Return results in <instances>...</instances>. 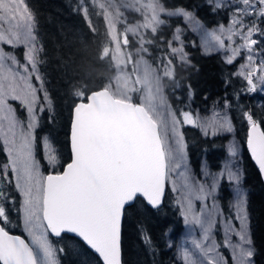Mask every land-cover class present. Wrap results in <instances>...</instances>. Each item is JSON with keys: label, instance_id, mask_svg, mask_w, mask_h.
I'll use <instances>...</instances> for the list:
<instances>
[{"label": "snow or ice", "instance_id": "snow-or-ice-1", "mask_svg": "<svg viewBox=\"0 0 264 264\" xmlns=\"http://www.w3.org/2000/svg\"><path fill=\"white\" fill-rule=\"evenodd\" d=\"M227 3L228 10L233 11L226 33L228 43L215 33L211 34V39L223 50L229 65L246 55L247 62L236 73L246 81L243 91H264V0H240L236 5L227 0ZM151 4L154 11L157 7L161 10L156 18L160 26L165 23L164 14L183 17L194 29L199 28L192 13L186 9L169 11L161 0H151ZM0 23L7 25L0 28V138L7 153L2 171L10 187L14 181L19 197H4L7 203L0 206V264H63L62 260H57V255L66 249L62 246L54 251L56 243L75 245L82 253L80 264H123L124 219L129 212H137L138 205L158 210L169 184L171 191L178 193L176 211L183 217L184 224L196 225L202 230L201 239L192 241L195 252L190 255L184 251L180 264H255L245 193L239 187V171L225 165L220 175L204 172L206 177L210 176V183L207 179L199 181L188 169L185 137L181 131L183 126H197L198 123L206 136L209 128L212 136L220 130L231 131L227 111L210 123L198 122L185 108L174 111L163 101L158 105L156 98L151 97L142 108V128L135 152L130 157H120L105 141L97 124L93 113L96 98L79 93L73 102L70 120V162L62 173L53 167L51 172L44 174L40 162L34 157V132L37 110L45 111L38 103L51 106V98L37 67L39 49L35 46L37 37L33 34V15L26 0H0ZM153 31L159 29L153 27ZM179 31L177 28V34ZM237 37L242 43L235 42ZM4 45L9 48L5 49ZM19 45L26 47V64L14 54ZM168 46L171 63L173 56L187 63L186 51L178 35L168 41ZM6 60L10 64H6ZM151 68L146 66L143 70L144 80L150 87L154 86ZM32 77L39 82V87L34 86ZM40 92L44 93L42 102H38ZM11 101H18L26 109V126L18 119ZM231 107V102L225 100V110ZM241 113L248 124L247 149L259 173L264 176V131L261 130L264 122L258 123L250 110L242 109ZM48 139L47 136L44 138L43 147L49 162L54 165L57 157L47 151ZM102 153L108 154L111 162L104 165L95 163ZM230 154L236 156L235 146L230 149ZM225 171L229 183L236 185L233 207L239 228L234 226L232 219L216 210V201L220 199L218 185ZM176 176L184 181L179 189ZM209 199L211 207L207 204ZM193 200L200 202L199 211L194 208ZM8 205L15 211L17 220L22 222L30 242L10 234L8 226L12 219ZM218 225L223 227L222 242L213 235ZM170 230L169 225L164 232ZM233 237L238 238L239 243H234ZM168 245L175 246L171 241ZM225 249L232 252L230 260L221 255Z\"/></svg>", "mask_w": 264, "mask_h": 264}, {"label": "trees", "instance_id": "trees-1", "mask_svg": "<svg viewBox=\"0 0 264 264\" xmlns=\"http://www.w3.org/2000/svg\"><path fill=\"white\" fill-rule=\"evenodd\" d=\"M80 3V0H26L33 15L34 32L40 47L37 66L44 77L53 109V114L46 108L43 112L38 110V123L34 132V157L40 162L44 174L51 169L44 157L42 137L47 136L53 143L61 169L70 160L69 125L76 95L108 87L114 71L112 64L103 56L108 34L101 11L90 3H84L87 11L84 15ZM161 4L169 11L176 8L186 9L204 27H212L219 17L207 0H161ZM138 18L135 11L126 12L127 22H134ZM163 18L165 23L157 27L159 31L147 30L144 33L145 54L150 60H155L160 53H165L174 30L180 29L190 68L185 75L178 72L177 77L185 81L192 94L188 97L182 95L177 107L180 102H185L195 112L202 102H231L232 107L228 111L234 126L232 134L240 141L243 185L249 190L246 211L254 246L252 259L255 264H264V186L245 146L248 124L241 113L242 109L250 110L258 123L264 122V102L261 94L258 91L248 93L242 90L246 81L233 75L238 66L235 62L229 65L219 53L203 54L196 43L195 46L191 45L181 17ZM14 51L18 60L23 61V47L19 45ZM129 98L134 103H139L135 96ZM168 98L170 102L177 101L171 94ZM13 104L17 114L24 116L23 110L16 103ZM185 128L187 152L194 172L199 170L197 162L202 155L208 161L206 166L211 170L217 169L228 135L209 138L194 129ZM261 130L264 131V123ZM5 158L6 153L0 138V164L5 162ZM196 178L199 179L200 174ZM1 181L5 189L10 191V196L19 198L13 187L9 186V181ZM229 194L223 182L218 202L225 216L232 215ZM8 208L14 225L13 228H8L9 232L25 237L20 230V221L17 220L15 211L11 210L10 205ZM169 225L171 230L165 233L164 230ZM184 229L183 218L169 203L168 195L158 210L138 205V211L129 212L122 224L123 264H180L175 250ZM168 241L175 246L169 247ZM54 246L56 249L62 246L66 249V252L58 254V260H62L63 264H80L82 253L75 245L56 243ZM88 260L91 261V257Z\"/></svg>", "mask_w": 264, "mask_h": 264}, {"label": "rangeland", "instance_id": "rangeland-1", "mask_svg": "<svg viewBox=\"0 0 264 264\" xmlns=\"http://www.w3.org/2000/svg\"><path fill=\"white\" fill-rule=\"evenodd\" d=\"M80 8L83 12V14H87V11L84 9V3L88 4L90 3L91 6H96L103 16V19L105 21L106 27H107V34H108V41L106 45L103 47V56L112 64L114 71L111 74V83L107 89L112 93L114 97L125 99L132 96H135L138 99V102L141 103L143 106H146L149 102V99L151 97L156 98V102L159 105L160 101H163L164 104H168L173 108L174 111L185 108L186 110L190 111V113L193 114L194 119H196L198 122H211L213 119H220L221 116L227 111L228 120L231 122L230 114L228 110H225L224 103L219 102L217 100L210 101L208 103H201V106H199L196 111L193 112L190 110V106L185 102H180L178 107V100L182 98V95L189 96V86L185 83L183 79H180L177 77V73L181 72V74H186L188 72V69L190 68L189 62L184 63L177 57H172L173 63H171L168 59L169 56H171V50L169 49V46L167 48V51L165 53H160L155 60H150L145 54L146 48L145 43L146 40L143 38L144 33L149 30L153 31V27H158L159 24L156 23V18L161 14V10L159 7L153 10L151 0H80ZM208 4L212 6V8L217 11L216 9L219 8L220 10L217 11V14L219 17L216 18L214 21V25L212 27H204L201 25L194 17V20L199 24L198 29H194L192 24L189 23V21L185 20L183 17L182 23L184 24V27L187 30V36L189 39V42L191 45L195 46V43L198 45L201 53L203 54H212V53H219L220 56L225 60L224 52L219 48V46L212 41L211 34L215 33L216 35H220L222 38L225 39V43L227 44L228 41L226 39V33L227 29L231 24L233 11L228 10V3L227 0H207ZM232 5H236L240 2V0H230ZM242 6V5H241ZM128 11H135L136 15H138V20L134 22H127L126 21V12ZM189 12V11H188ZM191 13V12H190ZM164 15L162 14V18ZM169 17H176V16H167ZM86 18V17H85ZM164 19V18H163ZM7 25H4L0 23V28H6ZM223 28V32L221 29ZM33 34L34 32V22H33ZM179 37V40L182 42L184 41L182 39V34L179 31L177 34V29L174 30L173 34L171 35V38L169 41H172L175 36ZM131 37V41L130 38ZM237 44L242 43V41L239 40V37L236 38L235 41ZM184 45V42H183ZM23 47V56L24 52L26 51V47L24 45H20ZM35 46L39 51L37 52V57L40 53V47L36 40ZM177 47L180 46L179 43L176 45ZM5 49H8L9 46L4 45ZM259 47V46H256ZM15 50V49H14ZM15 52V51H14ZM257 59L259 58V53H256ZM188 61V60H187ZM237 61V62H236ZM25 64L27 63L24 59L23 61ZM247 62V57L242 56L238 57L235 60V63L238 65L236 72L233 75H236L238 71L241 70L240 66L242 64H245ZM6 64H10V61L6 60ZM146 66H152L151 70L153 73V85L150 87L144 80L143 70ZM30 67V65L28 66ZM38 67V66H37ZM158 73V77H157ZM237 76V75H236ZM239 77V76H237ZM243 79L242 77H239ZM34 81V86L39 87V82H35V78H31ZM176 84L179 86L177 87ZM261 94V100L264 102V91H258ZM169 94L173 95L177 101L170 102L169 101ZM44 93L40 92L38 93V102L43 101ZM12 105L13 103H16L20 110H23L24 116H18V119L23 122V125H27V118L28 113L26 109H23L18 101H11ZM38 106H42L43 108H46L49 110L50 114H53L52 104L49 106L48 104H42ZM16 109V107L14 106ZM195 108V107H194ZM37 117V123H38V110L36 112ZM182 119V117H181ZM185 127H188L189 129H194L203 136H206L204 134V131L199 127V123L197 126H183L181 131L182 134L185 137V144H186V152H187V143H186V134L184 130ZM231 131L226 130H220L217 132L215 136L211 135V128L208 129V135L206 137L213 138L217 135H228V140L226 144L223 146L224 148V154L221 160H219V163L217 164V169L211 170L206 164L208 161L206 160V156L202 155L201 160L197 162V165L199 167L198 172H194L193 167L190 164V159L188 156V169L191 172V174L195 177H197L198 174H200L199 181L203 182L206 179L210 183V176L206 177L204 175V172L207 171L209 174L214 175H220V170L227 165L230 168H235L239 171L240 175V182L239 187L243 190L245 193V199H246V205H245V211L247 209V199L249 190L246 189L243 185L244 181V174L241 166L240 161V141L232 134V131L234 130V126L231 122ZM44 138L42 137V146L44 144ZM2 144L3 140L1 138ZM48 152L51 153V155L57 157V162L53 165L49 162L48 156L45 152V149L43 147V153L45 160L49 166V169L51 171L53 170V167L56 168V170H59L60 168V161L58 160V155L56 152V149L53 145V143L48 139ZM235 146L236 148V156L233 157L230 154V149ZM203 147V146H201ZM34 152V149H33ZM6 153V152H5ZM188 155V152H187ZM7 157V153H6ZM7 161V158H5V162ZM4 162V163H5ZM3 163V164H4ZM3 164H0V175L3 177L4 181L8 182L7 176L3 173L2 167ZM190 167L192 170H190ZM49 171V172H51ZM10 175V172L7 174ZM177 180V188H181L184 181L181 177L176 176ZM225 182L226 189L230 192L229 194V202H230V208L232 215L225 216L220 208L218 200L216 201V210L218 213H221L224 217H228L233 220L234 226L239 228V221L235 219V208L233 207V204L235 203V184H230L227 180V173L226 171L221 176V183L218 185V188L220 190V186L222 183ZM13 183V190L14 189V181ZM17 193V192H16ZM11 195L10 191L5 189L4 184H2V181L0 179V206H3V203H7L4 197H7ZM18 195V193H17ZM178 193L171 191V184L168 186V197H169V203L173 205V208L176 209L175 205V198L177 197ZM207 204L209 207L212 206V201L209 199L207 201ZM193 205L196 211H199L200 202L193 200ZM247 212V211H246ZM178 213V212H177ZM179 215V213H178ZM248 215V214H247ZM20 230L24 233L26 239L28 242H30V238L27 236V233L23 230L22 222L20 221ZM14 225L10 224L8 228H13ZM223 227L217 226V228L214 230V237L218 240V242H222L223 238ZM202 230L199 228V226L196 225H185V229L183 232H181L180 238L177 242V248L175 250L176 256L179 258H182L183 252L188 251L190 255H192L195 252L194 245L192 243L193 240H199L201 239ZM234 243H239V239L236 237H233ZM54 247V251H55ZM221 255L227 257L229 260L231 259L232 252L230 249H225L221 251ZM195 258V257H193ZM58 260V255H57ZM59 261V260H58Z\"/></svg>", "mask_w": 264, "mask_h": 264}, {"label": "water", "instance_id": "water-1", "mask_svg": "<svg viewBox=\"0 0 264 264\" xmlns=\"http://www.w3.org/2000/svg\"><path fill=\"white\" fill-rule=\"evenodd\" d=\"M89 95L96 98L93 113L98 126L104 134L105 141L115 148L120 157H130L135 152L139 143L143 107L139 104L117 100L106 89L91 92ZM69 150L71 158L70 131ZM249 155L251 158L250 152ZM94 162L104 165L105 163L111 162V160L108 154L102 153ZM252 162L256 166L253 160ZM64 167H66V164ZM256 168L258 169L257 166ZM260 177L264 185V176L260 174ZM21 238L23 237L21 236ZM52 238L56 239L55 237Z\"/></svg>", "mask_w": 264, "mask_h": 264}]
</instances>
